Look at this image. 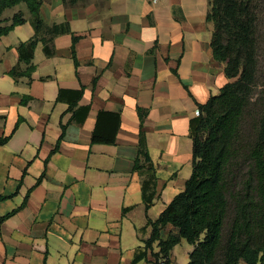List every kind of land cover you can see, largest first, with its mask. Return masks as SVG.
Masks as SVG:
<instances>
[{
    "label": "crops",
    "instance_id": "crops-1",
    "mask_svg": "<svg viewBox=\"0 0 264 264\" xmlns=\"http://www.w3.org/2000/svg\"><path fill=\"white\" fill-rule=\"evenodd\" d=\"M18 12L26 21L0 36V217L13 212L0 223V264H154L156 242L133 262L147 221L190 176L197 104L229 81L212 56L208 0H42L43 22L69 32L52 37L50 55L39 41L29 63L17 51L35 35L26 5L5 9L2 25ZM99 113L98 134L113 143L91 140ZM141 131L155 171L149 207L145 168H134ZM191 249L181 241L170 263Z\"/></svg>",
    "mask_w": 264,
    "mask_h": 264
},
{
    "label": "trees",
    "instance_id": "trees-1",
    "mask_svg": "<svg viewBox=\"0 0 264 264\" xmlns=\"http://www.w3.org/2000/svg\"><path fill=\"white\" fill-rule=\"evenodd\" d=\"M24 3L30 13L33 38L19 43L20 61L29 63L39 41L45 54L63 25L47 26L40 17L42 0H0V36L26 20L21 12L2 25V12ZM258 0H208L207 20L212 23L213 59L223 64L229 80L206 103L197 104L198 114L189 121L192 140L191 173L184 189L176 194L159 217L148 220L150 236L137 250L133 262L147 258L154 264H170V251L181 241L192 246L186 264H264V25L260 26ZM262 29V30H261ZM50 34V37H43ZM76 37L72 36L74 53ZM16 76V71H11ZM62 91L58 100L62 99ZM81 92L68 110L76 105ZM92 134L94 143H113V136ZM113 116L114 132L119 119ZM5 138H0V144ZM139 157L134 168L145 173L142 197L153 203L155 171L140 132ZM142 161V162H140ZM13 212L0 217V223ZM172 227L166 236L163 232Z\"/></svg>",
    "mask_w": 264,
    "mask_h": 264
},
{
    "label": "rangeland",
    "instance_id": "rangeland-1",
    "mask_svg": "<svg viewBox=\"0 0 264 264\" xmlns=\"http://www.w3.org/2000/svg\"><path fill=\"white\" fill-rule=\"evenodd\" d=\"M258 2H259L258 3L259 4L258 11H259V17H260V26L262 28V26L264 25V0H258ZM178 248H180V246ZM179 258H180V253H178L177 261L179 260ZM186 263H187V261L184 264H186ZM170 264H174V263L171 262Z\"/></svg>",
    "mask_w": 264,
    "mask_h": 264
}]
</instances>
